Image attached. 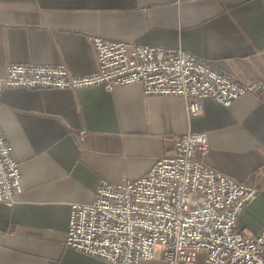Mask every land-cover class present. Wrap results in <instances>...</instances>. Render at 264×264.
<instances>
[{"label":"crops","instance_id":"0c3cea01","mask_svg":"<svg viewBox=\"0 0 264 264\" xmlns=\"http://www.w3.org/2000/svg\"><path fill=\"white\" fill-rule=\"evenodd\" d=\"M94 37L182 47L242 83L264 85L262 0H0V79L16 63L90 75L98 69ZM202 106L192 117L184 98L147 96L141 84L0 92V129L24 188L13 206L0 203V264H109L66 245L72 205L92 204L103 182L146 176L190 132L209 134L200 154L208 166L259 186L239 230L260 233L264 90L231 106L211 98Z\"/></svg>","mask_w":264,"mask_h":264},{"label":"built area","instance_id":"2783aa9c","mask_svg":"<svg viewBox=\"0 0 264 264\" xmlns=\"http://www.w3.org/2000/svg\"><path fill=\"white\" fill-rule=\"evenodd\" d=\"M92 41L98 63L94 73L76 76L64 64H10L0 79V92L96 86L113 91L141 84L147 96L184 98L194 117L207 98L231 106L248 93L264 90L262 83H242L182 47L102 37ZM209 149L207 132L180 135L146 176L103 182L92 204L72 205L66 245L109 264H198L200 257L202 264H264V228L256 235L239 230L240 215L257 198L259 186L208 166L200 154ZM23 190L20 163L0 129V203L13 206Z\"/></svg>","mask_w":264,"mask_h":264},{"label":"rangeland","instance_id":"374dc122","mask_svg":"<svg viewBox=\"0 0 264 264\" xmlns=\"http://www.w3.org/2000/svg\"><path fill=\"white\" fill-rule=\"evenodd\" d=\"M201 114V113H200ZM149 264H164L162 261H157L156 263H149Z\"/></svg>","mask_w":264,"mask_h":264}]
</instances>
